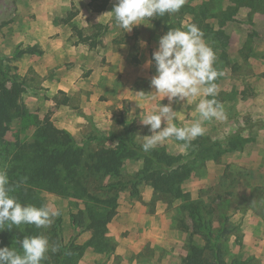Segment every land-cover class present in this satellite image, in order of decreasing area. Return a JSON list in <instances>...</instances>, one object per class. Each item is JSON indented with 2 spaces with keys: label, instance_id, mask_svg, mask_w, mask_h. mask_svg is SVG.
<instances>
[{
  "label": "rangeland",
  "instance_id": "374dc122",
  "mask_svg": "<svg viewBox=\"0 0 264 264\" xmlns=\"http://www.w3.org/2000/svg\"><path fill=\"white\" fill-rule=\"evenodd\" d=\"M115 2L94 9L91 0H0V55L10 56L33 46L40 50L7 63L9 75L23 83L18 102L25 112L8 121L9 130L0 145L4 154L0 168L27 162L38 123L53 122L61 108L76 104L77 94L95 92L100 101L108 98L115 112L110 134L100 133L95 144L71 135L84 149L85 170H91L83 179L89 193L103 199L117 197V213L107 233L115 250L100 254L88 247L76 264H190L186 260L188 247L202 240L183 231L182 222L191 225L192 220L182 212V200L171 193H155L146 184L139 186V195L132 196L130 181L142 167L140 159H125L120 172L112 175L94 172L89 159L97 149L115 148L117 139L112 135H121L126 124L132 126L135 141L141 144L142 136L151 132L140 117L160 103L168 104L167 98H153L151 93L155 63L145 66L165 34L162 25L155 24V17L124 32L109 20ZM246 2L186 0L176 13L182 28L196 24L204 34L209 22L214 30L229 35L226 46L203 35L215 53L214 67L223 73L215 81L219 89L215 99L224 111V119L204 123L203 136L224 142L230 134L240 132L244 139L236 148L222 143L220 155H209L193 165L182 190L213 208V228L220 234L227 262L237 259L242 264H264V0H254L252 7ZM80 32L89 40L82 41ZM90 42L96 45L91 47ZM62 75L68 79H61ZM71 76L75 81L69 80ZM77 86L79 90L74 89ZM73 90L71 101L66 94ZM117 91L122 97L115 96ZM172 107L176 111L172 123L178 127L199 118L195 104L182 107L174 102ZM157 147L175 155L188 154L174 138ZM117 182L123 186H108ZM38 194L44 204L60 209L64 243L88 240L91 232L83 225H73L71 215L82 210L87 219L85 204L93 205L91 202L72 189L38 188ZM52 226L43 229L49 242Z\"/></svg>",
  "mask_w": 264,
  "mask_h": 264
},
{
  "label": "trees",
  "instance_id": "16d2710c",
  "mask_svg": "<svg viewBox=\"0 0 264 264\" xmlns=\"http://www.w3.org/2000/svg\"><path fill=\"white\" fill-rule=\"evenodd\" d=\"M91 1L95 2L94 9H98L106 6L110 0ZM253 1L247 0L245 5L252 7ZM237 2L242 4L244 0H237ZM155 24L162 25L165 33L169 29L182 28L181 17L177 14L157 17ZM79 35L82 41L89 40V37L83 36L81 32ZM204 35H209L214 41H222L225 46L229 41V35L225 31L214 30L209 22L205 25ZM95 45V42H90L91 47ZM39 51L33 46L20 49L10 56L0 55V145L3 144L4 137L9 130V119L25 112L18 102L24 91L23 83L9 75L7 63L24 54H33ZM222 52L225 55L224 48ZM112 136L117 139L115 148L111 150L100 148L90 155L89 159L94 163V172H100L102 175L117 174L125 159H140L142 167L130 181V194L132 196L139 195V186L146 184L150 185L155 193H171L182 200V212L192 220L191 225L182 222L183 231L198 235L202 240V243L192 242L189 245L186 260L190 264H242L237 259L231 262L226 261L219 242L220 234L219 232L215 233L213 228V208L192 199L188 192L182 190V183L191 175L193 165L200 160L204 161L209 155L212 157L220 155L222 143L226 142L227 148H236V144L244 141L240 132L230 134L224 142L212 141L206 136L197 137L189 146H184L188 150L186 155L171 154L164 148L158 147L145 153L141 144L135 141L134 129L130 124L124 126L121 135L113 134ZM34 138L35 144L29 160L25 163L8 164L4 168L11 185L14 186L22 180L25 182L21 187L16 188L12 195H15L22 204L39 207L44 203L38 194V188L57 192L72 189L74 194L85 197L89 203L93 204H85L88 212L87 219L82 210L71 215L73 225H83L85 231L91 232L88 240L83 243H64L61 236L62 218L58 217L50 231L52 234L50 244L59 245V251L49 252L47 259L42 264H76L88 247L100 254L112 253L115 250V245L107 233L108 225L117 213L116 195L103 199L89 193L87 186L83 184V179L91 170L88 172L85 170L83 166L84 149L75 144L69 131L58 128L51 121H43L38 123ZM177 142L184 145L182 141ZM3 155V152L0 151V162ZM17 158L22 160L20 157ZM122 183H111L108 186L116 188L118 184L123 186ZM97 205L101 209L95 208ZM43 231V229H36L31 225H21L12 231L5 229L0 231V247L9 246L19 249V240L29 235L44 234Z\"/></svg>",
  "mask_w": 264,
  "mask_h": 264
},
{
  "label": "clouds",
  "instance_id": "9594fccd",
  "mask_svg": "<svg viewBox=\"0 0 264 264\" xmlns=\"http://www.w3.org/2000/svg\"><path fill=\"white\" fill-rule=\"evenodd\" d=\"M186 0H116L109 11V20L130 32L134 26L146 24L155 17L173 16ZM203 32L196 24L169 29L159 38L158 47L145 66L155 63V75L150 85L154 97L167 98L168 104H159L140 117L144 126H149L150 135H143L141 148L147 153L170 138L184 142L187 147L197 137L205 134L206 121L224 119L222 105L215 97L219 89L215 83L223 75L215 67L213 49L205 42ZM144 42H142L143 44ZM211 97V99H209ZM183 106L195 104L198 119L184 126L172 123L176 119L173 103ZM139 106V105H138ZM140 107V106H139ZM141 108V107H140ZM142 109V108H141ZM162 121L165 126L161 127ZM25 182L11 185L6 169L0 168V231H12L21 225L36 229L50 228L61 215L60 209L45 203L39 207L22 204L12 193ZM15 247H0V264H42L49 252L59 251V245L50 244L42 233L25 236Z\"/></svg>",
  "mask_w": 264,
  "mask_h": 264
},
{
  "label": "crops",
  "instance_id": "0c3cea01",
  "mask_svg": "<svg viewBox=\"0 0 264 264\" xmlns=\"http://www.w3.org/2000/svg\"><path fill=\"white\" fill-rule=\"evenodd\" d=\"M61 79L67 80L68 77H63L62 75ZM69 80L75 81V78L71 76ZM74 89L79 90V86ZM74 94L75 91L73 90L66 95L73 101ZM122 94V92L117 91L115 96L122 97ZM75 103L60 109L59 116L53 118L55 126L69 131L74 137L78 136L81 142L91 144L97 143L102 134H110L111 118L115 116V112L110 108L113 103L108 98L100 101L99 96L95 92L77 94ZM91 131H94L93 133L96 132V134L91 133Z\"/></svg>",
  "mask_w": 264,
  "mask_h": 264
}]
</instances>
